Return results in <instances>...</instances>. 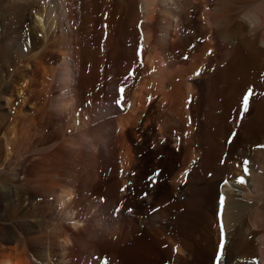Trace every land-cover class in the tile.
<instances>
[{
    "label": "bare ground",
    "instance_id": "obj_1",
    "mask_svg": "<svg viewBox=\"0 0 264 264\" xmlns=\"http://www.w3.org/2000/svg\"><path fill=\"white\" fill-rule=\"evenodd\" d=\"M259 146L264 0H0V264H264Z\"/></svg>",
    "mask_w": 264,
    "mask_h": 264
},
{
    "label": "snow or ice",
    "instance_id": "obj_2",
    "mask_svg": "<svg viewBox=\"0 0 264 264\" xmlns=\"http://www.w3.org/2000/svg\"><path fill=\"white\" fill-rule=\"evenodd\" d=\"M142 52H143V45L140 46L139 48V53L141 54V61H142ZM185 59H187V57H185ZM134 74V73H133ZM200 73L199 71L196 73V75L198 76ZM121 92L124 91V89H120ZM253 96V91L252 89H249L245 95L243 96V100H242V105H241V119H243V113H246L248 110H249V104H250V100H251V97ZM118 103L122 104L123 102L122 101H118ZM236 137V133L233 132L232 136L230 137V140L229 142H231L232 140H234ZM259 147H264V146H259ZM222 163L224 162L223 160L221 161ZM247 164H248V161L247 160H244L243 161V165H244V172L247 174L248 172V169H247ZM161 175V173L159 172H156L153 174V178H157ZM186 175V174H185ZM154 182L155 183H159V179H154ZM245 179L243 176L239 177L237 179V183H240V184H243L245 183ZM225 183H227V181H225ZM124 189H122L123 191ZM224 196L221 195L220 197V204L223 205L224 203ZM130 211V210H129ZM221 227L223 229V224H221ZM225 255V238H224V235H223V232H222V240H221V244L219 246V252H218V255H217V264H221V261H222V258L223 256ZM105 264H107V261H105Z\"/></svg>",
    "mask_w": 264,
    "mask_h": 264
}]
</instances>
